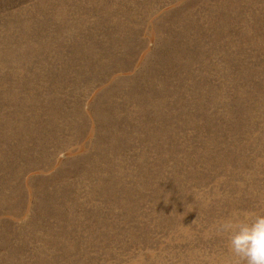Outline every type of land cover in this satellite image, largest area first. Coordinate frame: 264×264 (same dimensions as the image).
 Instances as JSON below:
<instances>
[{"label": "rangeland", "instance_id": "374dc122", "mask_svg": "<svg viewBox=\"0 0 264 264\" xmlns=\"http://www.w3.org/2000/svg\"><path fill=\"white\" fill-rule=\"evenodd\" d=\"M264 213V0H0V264H236Z\"/></svg>", "mask_w": 264, "mask_h": 264}, {"label": "clouds", "instance_id": "9594fccd", "mask_svg": "<svg viewBox=\"0 0 264 264\" xmlns=\"http://www.w3.org/2000/svg\"><path fill=\"white\" fill-rule=\"evenodd\" d=\"M219 231L228 233V246L236 264H264V213L235 215Z\"/></svg>", "mask_w": 264, "mask_h": 264}]
</instances>
